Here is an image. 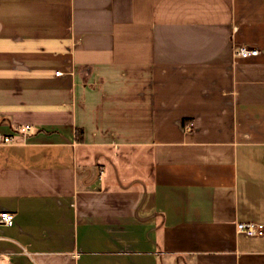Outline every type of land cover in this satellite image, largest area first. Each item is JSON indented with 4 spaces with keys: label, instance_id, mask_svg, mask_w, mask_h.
<instances>
[{
    "label": "crops",
    "instance_id": "crops-1",
    "mask_svg": "<svg viewBox=\"0 0 264 264\" xmlns=\"http://www.w3.org/2000/svg\"><path fill=\"white\" fill-rule=\"evenodd\" d=\"M25 125L0 264H264L237 231L264 222V0H0V134Z\"/></svg>",
    "mask_w": 264,
    "mask_h": 264
},
{
    "label": "built area",
    "instance_id": "built-area-1",
    "mask_svg": "<svg viewBox=\"0 0 264 264\" xmlns=\"http://www.w3.org/2000/svg\"><path fill=\"white\" fill-rule=\"evenodd\" d=\"M258 50L250 49L247 47H239L237 49V54L242 58H249L256 56L258 54ZM59 73V72H58ZM57 73V74H58ZM184 128L186 131L190 132L194 128V123L192 121H186L184 123ZM31 126L25 125L19 128L14 132L13 135L4 136L0 134V146L6 144H12L15 141V137H22L24 140L28 138L29 132H31ZM16 222V216L13 212L10 211H2L0 212V227L8 226L11 227ZM238 233H242L248 237H262L264 236V222L258 221H248V222H240L237 225ZM82 254L74 255L75 258H80Z\"/></svg>",
    "mask_w": 264,
    "mask_h": 264
},
{
    "label": "rangeland",
    "instance_id": "rangeland-1",
    "mask_svg": "<svg viewBox=\"0 0 264 264\" xmlns=\"http://www.w3.org/2000/svg\"><path fill=\"white\" fill-rule=\"evenodd\" d=\"M82 110L86 116L91 117V119L94 121L102 122L103 120H107L109 118L113 121V128H117L118 118L123 116L122 113H109L107 111H103L100 102L94 103L91 106L88 102L86 103V99H84L82 102Z\"/></svg>",
    "mask_w": 264,
    "mask_h": 264
},
{
    "label": "trees",
    "instance_id": "trees-1",
    "mask_svg": "<svg viewBox=\"0 0 264 264\" xmlns=\"http://www.w3.org/2000/svg\"><path fill=\"white\" fill-rule=\"evenodd\" d=\"M184 122H185V120L183 121V123ZM83 138H84L83 130L78 128L77 131H76V141L77 142H83Z\"/></svg>",
    "mask_w": 264,
    "mask_h": 264
}]
</instances>
